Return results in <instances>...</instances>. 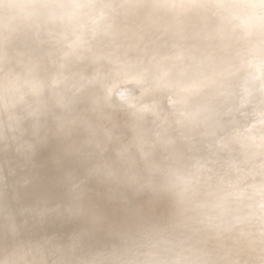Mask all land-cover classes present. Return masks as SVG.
<instances>
[{
  "label": "clouds",
  "instance_id": "1",
  "mask_svg": "<svg viewBox=\"0 0 264 264\" xmlns=\"http://www.w3.org/2000/svg\"><path fill=\"white\" fill-rule=\"evenodd\" d=\"M100 7L105 6L94 0H32L27 5L0 0L5 18L21 8L45 24L48 17H59L64 37ZM188 7H209L228 17L250 16L254 31L264 33V0H215ZM14 51L12 38L0 36V102L5 109L48 70L37 71L29 60L16 61L21 68L16 71L11 67ZM128 82L143 89L137 104L154 87L148 78ZM216 83L210 78L205 98ZM181 108L175 125L164 133L170 138L164 147L183 151V156L154 175L141 173L135 182H129L123 171L91 167L103 148L105 130H111L113 141H120L138 124L136 109L117 104L103 86L80 95L66 89L62 100L49 103L41 113L46 134L33 140L30 150L20 151L12 141L0 145V264H178L156 252L130 253L126 243L150 225L193 223L187 193L190 185L200 184L201 176L200 163H193L191 154L192 134L212 115L201 106L195 111L187 105ZM79 121L93 123L95 139L66 133L67 124Z\"/></svg>",
  "mask_w": 264,
  "mask_h": 264
},
{
  "label": "bare ground",
  "instance_id": "2",
  "mask_svg": "<svg viewBox=\"0 0 264 264\" xmlns=\"http://www.w3.org/2000/svg\"><path fill=\"white\" fill-rule=\"evenodd\" d=\"M123 1L120 0L116 6H113L115 3L114 0H103L99 5L105 7H100L95 10L72 32L74 34L76 31L81 30L73 41L70 42L69 40V46L72 48L79 43H83V45L79 47L77 52L71 51V48H68L64 53L60 52L63 54H61L57 61L59 72L53 76V79L60 86H65L60 93L65 94L64 91L66 89H71L72 93L79 94L83 87L89 86L88 90L93 91L103 86L107 89L108 95L113 96L112 92H110L111 89L113 90L114 87L119 86L122 89L118 92L117 98L115 97L114 99L117 104L121 103V96H123L127 101L124 105L135 108L139 113V120L145 119L147 121L150 118L155 122L156 126L158 124V134L155 133L151 138L152 140H156L155 144L154 141H149V144L152 146L158 143L165 144V141L170 139L164 133L178 119V109L182 110V105H187L190 111H195L200 106L208 108L212 115V126L209 121V126L199 127L192 134L195 139L198 135H206L198 145L195 144V139L191 142V151L196 154L197 159L200 158V153L203 151L201 149V143L203 141L206 143L209 136L212 138L215 135L212 134L217 129V126L223 122L234 121V125L231 126L229 131L221 135L222 141H219V144L214 147L219 152H222L223 147L228 146L229 148L231 143L236 142L234 147H237H233L234 149L230 152L244 153L243 158L251 161L246 162L243 159V162L236 168L239 169L241 166L240 171L245 167L251 170L256 168L261 173L258 176H253L252 174V176H249L250 179L245 178V181L247 179L249 180L238 187H235L236 182H234L227 188L220 190L217 187L218 183H216L217 185L214 184L217 190L211 192L212 198H215L213 201H220L222 199L223 210L216 214H221V216L214 221L212 227H216L222 219H231L233 223H238L239 221L241 223V215L246 214L245 211L249 212L247 209H250L249 207L256 200L255 197L262 199L259 201L260 204L264 202V168L261 170L262 165H264V44L261 43V41H264V33H256L254 31V21L250 16L228 17L222 13H217L215 9L209 7H188V5L192 4L209 5L215 2V0H175L177 2L176 8L168 9L167 7H163L164 9L160 13V15H172L173 13L174 15H182L181 18L170 19L171 24L169 25H165L163 22L166 21L161 19V17L155 16L152 8L148 7L145 0H136L135 5L129 7V12L124 11L125 8H123V4L121 3ZM12 2L27 5L32 0H12ZM125 2L129 4L131 1ZM108 5H111L110 7L113 6V13L115 10H119L120 16L111 14L104 19L97 18ZM22 10L24 9H18L12 16L14 18L11 21L9 20L10 17L5 18L0 13V31H6L3 34L14 38L18 35L16 34L18 31L28 34L35 29L32 21H38V19H35V14L30 12L25 17V20L16 26V28L18 27L17 31H13L14 29L11 27L12 21L16 19ZM170 11L173 13L171 14ZM49 19L52 20L53 24H59V28L49 31L46 33V38L44 37L46 41L52 39L54 41L53 46L47 49H42L41 47L39 49L29 50L23 55L24 58L20 61L27 63L28 60L25 58H37L41 53L51 56L60 49L62 43H65L64 41L68 37L65 38L61 35L64 21L55 15L48 17ZM181 21H184L183 25L180 24ZM178 23L184 29H174L175 34L173 36L175 39H172L173 41L169 40V37H173L171 35L173 32L170 30L173 29V25L176 27ZM118 28L132 32L125 39V41L130 40V44H126L129 47V51L125 50V52H121V50L119 51L117 49V54L110 55L115 50V47H121L122 44H118L113 46L111 50L110 48L106 49L99 55L100 46L104 44L106 48L111 41V35ZM165 30L169 32L166 34ZM72 33L69 35H73ZM178 34H180L179 37ZM89 45L90 47H87ZM184 47L185 50L183 51ZM100 58H107L106 61H109L106 64L107 72L102 73ZM72 62L75 65L83 63L87 67V71L85 73L78 72L75 76L70 77V73L66 69H68V65ZM94 62L98 64L92 68L91 65ZM92 69L95 70L94 73ZM178 74L180 76L179 79H171ZM100 77H102V80H98ZM145 78L153 81V89L145 93L142 105L136 102V105L131 104L129 106L131 101L141 96L143 89L136 82H132V85L127 84L129 83L128 80L142 81ZM210 78L216 79L217 83L211 89V94L205 98ZM130 86L140 87L137 94L130 92ZM174 88H179L181 91H169ZM163 89L169 92H163ZM158 92H161V95L165 94L163 97H169L171 101L169 106L173 109V113L170 112L171 117L169 112L167 115L166 112L163 116L162 111L157 109V102H153L154 99L149 100L152 101V103L149 102L151 104L144 105L148 102L146 101L147 96L155 95ZM196 95V100L190 103L193 99V97L190 99V96ZM17 96L21 97L22 95L18 94ZM202 97L205 98H203L204 101H202ZM168 115L170 118L166 119L165 116L168 118ZM137 125L141 126V124ZM212 131L214 132L212 133ZM185 143L188 145V141H185ZM145 144L146 142L143 144V147L147 145ZM143 147H139L142 149L140 150L141 155L144 153ZM152 149L150 148V150ZM230 152V159L236 161L239 158L238 153L234 154ZM173 154H176V152ZM178 154L177 159L183 156V151L178 152ZM221 154L219 155L220 157L224 156L225 153ZM167 159H169L168 161H174L172 159H176V157L168 156ZM216 169L212 171L214 174L216 173ZM221 174L224 176L223 173ZM223 176H220V178L223 179ZM245 187L251 189H246L244 192ZM240 191L242 193L244 192L243 199H240L241 201L239 200V202H234L233 199L237 198ZM257 191H260L259 197L256 196ZM251 192H255L253 201L251 199L249 201L246 196ZM194 196L189 198L193 220L196 219L195 221H197L199 218L202 220L207 217L208 221L202 223L211 224L213 217H216L214 213L217 211L215 212L214 210L217 206L210 207L209 202L207 203L210 200L204 201L208 210V213L205 214L199 208L203 201L200 202L198 198L194 199ZM205 205L202 204V206ZM259 222L264 226V219ZM236 227H233L229 231L230 236L234 239L240 236V228ZM196 232L206 233L202 230ZM178 233L181 232L176 233L174 231L164 241L163 239L156 240L144 253H158V249L161 250L163 247V245H160L163 242H166L165 244L171 243L179 245L182 243V236ZM156 246L158 247L155 249L154 247ZM208 247V243L200 245L198 249L201 251L198 254L202 253L203 249ZM176 252L178 251L176 250ZM132 253L134 254L135 252ZM162 256H165V254H162ZM188 256L179 253L174 257V260L178 264H185L189 259L187 258ZM147 258L152 259V257Z\"/></svg>",
  "mask_w": 264,
  "mask_h": 264
},
{
  "label": "rangeland",
  "instance_id": "3",
  "mask_svg": "<svg viewBox=\"0 0 264 264\" xmlns=\"http://www.w3.org/2000/svg\"><path fill=\"white\" fill-rule=\"evenodd\" d=\"M102 1L103 0H94V2L98 4L101 3ZM125 1L127 2L131 1V2L128 4ZM135 1L136 0H124L123 2H121L123 4V8H125L124 11L129 12V7L134 6ZM114 2L115 3L113 4V6H116L120 2V0H114ZM145 2L147 3L148 7L152 8V11L154 12L155 16L161 17V19L166 21L163 22L165 25L171 24L170 19L182 17V15H178V14L174 15V13L171 11H170L171 14L173 13L172 15L169 14L166 15L161 14L162 16L160 15L162 10L164 9L163 7H167L168 9L176 8L177 2L175 0H145ZM111 5H108L106 8H104V10L97 16V18L104 19L111 14L120 16L119 10H115L114 13L112 12L113 6L110 7ZM23 9L25 11L22 10L17 15L16 19L12 21L13 23L12 24L10 23L12 29H14L13 30L14 32L17 31L18 27L16 28V26H18L20 22L22 23L23 20H25V17L31 12V10L27 8H23ZM11 17L9 19L10 21L14 18ZM183 22L184 21H181L180 24L183 25ZM32 23L35 29L33 31H30V33L24 34L18 31L20 33L17 32L16 34L18 35H16L14 38L10 36L12 38V48L15 50L13 52L15 59L13 60L11 67H13L16 71L21 70V68L16 66V61H20L22 58H24L23 55L26 54L29 50H33L36 48L39 49L41 47L42 49L51 48L53 46L54 41L52 39L46 41V39L44 40V37L46 38L47 36L46 33H48L49 31L59 28V24H53L52 20L50 19L47 20L46 24L39 20L32 21ZM180 24L178 23L176 27H174L173 25V29L170 30L173 32L171 34L172 36L175 34L174 29L176 28H179L180 30L184 29L180 27ZM80 31L79 30L76 31L74 33L75 35L73 33H72L73 35H68L67 36L68 38L64 41L65 43H62L60 49L51 56L45 53H41V55H38L37 58L35 57L32 59L25 58L28 61L29 60L32 61L36 65L37 71L43 72L46 68H48V70L40 78L33 79L31 81L29 90H27V94L22 92L20 93V95H22L21 97L18 96L15 97V103L11 108L5 109L3 103L0 102V135L5 137L4 141H0V145L12 141L14 143V146L17 147L20 151H28L31 149L33 140L37 138H43V136L46 134L47 127L45 123V118L41 115V113L44 111V109L47 107L49 103L60 101L64 97V94H61L60 91L63 90L65 86H60L53 79V76H55L59 72V66L57 61L61 56V54H63L68 48H71L69 46V43L78 36ZM165 32L167 34L169 31L165 30ZM3 33H6V31L1 30L0 36L6 35ZM131 34L132 32L125 31L124 29L121 28L116 29L111 35L110 38L111 41L109 42L107 47L105 48L104 44L103 46L102 45L100 46L99 55H101L102 52H104L106 49L110 48L111 50L113 46H116L118 44H122L121 47L119 48L115 47V50L112 51V54L110 55L117 54L116 52L117 49L119 51L121 50V52L122 51L125 52V50L129 51V47H127L126 44H130V40L128 39L125 41V39H127ZM179 35L180 34H178V37ZM173 37H169L170 38L169 40L175 39V37L174 38ZM38 38L44 40L45 42L40 43ZM82 45L83 43L77 44L76 46L71 48V51L77 52L79 47H81ZM87 47H90V45ZM184 50L185 47L183 48V51ZM100 59H101L100 60L101 69L103 70L102 73L107 72L108 69L106 67V64L109 61H106L107 58L106 59L100 58ZM85 62L87 63V61ZM97 64L98 63L94 62L92 63L91 67L93 68V66ZM67 68L68 69L66 70L67 72L70 73L69 75L70 77L75 76L78 72L85 73L87 71V67L83 65V63L79 65H75L72 62L70 65H68ZM92 71L93 73L95 72L94 69H92ZM102 77H100V79L98 80H102ZM179 77L180 76L178 74L177 76L171 79H175V78L179 79ZM127 84L132 85L131 83H127ZM140 87L130 86L129 90L130 92L137 94ZM88 88L89 86L83 87L81 89L82 90L81 93L89 92L90 90H88ZM121 89L122 88H120L119 86L114 87L113 90L111 89L110 92H112L114 96L113 99H115V97L117 98L118 92H120ZM169 91H172V89H170ZM169 91L163 89V92H169ZM81 93L76 95H80ZM164 95L165 94L161 95V92H158L155 95L147 96L146 101L148 102L145 103L144 105L148 104L149 102L152 103V101L149 100L154 99L153 102L155 103L157 102L156 103L157 109L162 111L163 116L165 115L166 112H167L166 115L169 112L171 117V113H173L172 107L169 106L171 101L169 97H163ZM196 97L197 95L190 96V99H192L190 103H193L196 100ZM203 98L204 97H202V101H204ZM118 104H126V103L121 101V103ZM131 104L136 105V99L131 101L129 103V106H131ZM170 117L169 115L168 118L165 116L166 119H169ZM149 120L147 121L145 119L139 120L138 117V124H141V126L137 125L138 127L132 129V131L128 133L127 138L122 139L120 141H113L111 130L110 129L105 130L103 134V148L98 149V155L91 161V167L93 169H101L106 172L123 171L129 182H135L137 179L140 178L141 173L154 175L159 171V169L164 168L169 164L173 163L174 161H176L177 156L179 155L177 151L166 149L163 143H158L157 145H153V146L149 144L150 143L149 141L152 140L151 138L154 136L155 133L158 132L157 131L158 124L156 126L155 122H153L152 119L149 118ZM212 122L213 120L211 119L210 124ZM172 124L175 125V122ZM172 124L171 127L173 126ZM222 124H219V126H217V129L214 130L216 133L212 131V133L214 132L212 135L214 134L216 135L213 136L214 138L212 137L214 140L209 136L206 143H204V141L201 143V149H203V151L202 153H200L201 156L199 159H197L196 154H194V152L191 151L193 157V163L196 162L200 163L199 167H200L201 181L200 184L196 187H192L191 185L189 186L190 190L187 193V196L188 198H190L195 195L194 199L198 198L200 202L203 201L201 202L199 208L205 214L208 213L207 206L205 205L206 203L204 202L206 200H210L207 201V203L209 202L210 207L214 205L217 206V208L214 210L215 212L216 211L217 212L214 213V215L218 214L219 211L223 210V200L220 199V201L219 200L213 201V199L215 198H212L211 195L212 191L214 192V190H217L216 183H218L217 187H219L220 190L227 188L229 185H231L234 182H236L235 187H238L242 185V183H245L247 180H249L250 179L249 176H252V174L253 176H258L261 173V171H259V169L256 168L254 170H251L248 169V167H245L244 169H242V171H240L241 166L239 169L236 168L239 167L240 163L243 162V159L246 162H251V161L247 160L246 158H243L244 153L230 152L232 151V149L237 147V146L234 147L236 143L235 141H233L235 143H231L229 145L230 146L229 148L228 146L223 147L224 150L222 149V152H219L216 149V147H214L219 144V141H222L221 135H224L229 131L231 126L234 125V121H228L227 123L223 122ZM206 125H208V123ZM225 128L226 130H224ZM65 131L68 135H74L76 138L79 139H86V140L95 139L94 125L91 121H79L75 123H69L66 125ZM205 136L206 135H198L195 139V144L198 145L201 142V139H204ZM152 141H154L155 144L156 140L153 139ZM145 142L147 145L145 144L146 146L143 147V144ZM184 144L187 145L185 142ZM203 145H205V147H203ZM139 147H143L144 150L143 155H141L140 150L142 149ZM150 148L153 149L150 150ZM175 152L176 154H173ZM229 152L234 154L238 153L237 155L239 156V158L236 161H233L232 159H230L231 154H229ZM221 153H225L224 156H221L222 158L219 156L222 155ZM168 156L176 157V159H172L174 161H168L169 160L167 159ZM180 158L181 157H179L178 159ZM116 165H118L119 167L118 168L114 167ZM263 168L264 165H262L261 170H263ZM213 169H216L215 174L212 172ZM221 173H223L224 176ZM220 176L221 177L223 176V179H221ZM245 178H249V179L245 181ZM246 189L249 190L251 188L245 187L244 192ZM244 192L242 193L240 191L238 193L237 198L233 199V201L239 202L240 199L242 200ZM259 192L260 191L256 192V196L258 197H259ZM254 195L255 192H251L246 196L248 197L249 201L250 199L253 201ZM255 198L256 200H254L253 204L249 207L250 209H247V211L249 212L245 211L246 214L241 215L242 216L241 223L240 221L238 223L237 222L233 223L231 219L230 220L222 219L220 220V223L216 227L214 226L212 227L214 221L216 219H219L221 214L216 215V217L214 216L213 222L211 224L202 223L208 221L207 217L202 220L201 218H199L197 221H195L196 219H194L193 223H191L190 225H172L167 223H157L154 225H150L143 231L139 232L138 234L133 235L129 240H127L126 246L128 247L130 253L132 252L144 253L147 249H149L148 247L151 244H153L156 240L163 239L164 241L174 231L176 233L180 231L181 233H178L182 236L181 237L182 243L179 244L180 246L171 243L165 244L166 242H163L162 244H160L163 245V247L161 248V250L158 249L157 251L158 254L160 255L165 254V256L169 259H174V257L179 253L189 255L187 257L189 259L187 260V262H185V264H264V226L262 223L259 222L260 220L264 219V205H263L264 202L263 204H260L259 201L262 199L261 198L259 199L257 197ZM202 204H204L205 206H202ZM233 227L240 228V236L236 239L232 238L229 234L230 233L229 231H231ZM195 229L196 231L202 230L205 231L206 233L205 234L201 232L198 233L194 231ZM205 243H208L209 247L203 249V252L198 254L201 251L200 249H198L199 246ZM169 246H174V247H169ZM157 247L158 246L154 248L156 249ZM176 250L178 252H176ZM196 251L197 253H195Z\"/></svg>",
  "mask_w": 264,
  "mask_h": 264
},
{
  "label": "snow or ice",
  "instance_id": "4",
  "mask_svg": "<svg viewBox=\"0 0 264 264\" xmlns=\"http://www.w3.org/2000/svg\"><path fill=\"white\" fill-rule=\"evenodd\" d=\"M121 100L124 101V102H127L126 98H124L123 96H121Z\"/></svg>",
  "mask_w": 264,
  "mask_h": 264
}]
</instances>
